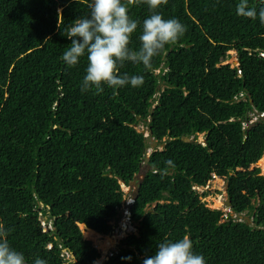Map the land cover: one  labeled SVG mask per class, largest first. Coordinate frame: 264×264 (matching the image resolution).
I'll use <instances>...</instances> for the list:
<instances>
[{
	"label": "trees",
	"instance_id": "trees-1",
	"mask_svg": "<svg viewBox=\"0 0 264 264\" xmlns=\"http://www.w3.org/2000/svg\"><path fill=\"white\" fill-rule=\"evenodd\" d=\"M88 2L0 0V223L12 229L9 244L27 264H95L100 254L79 226L87 238L111 235L121 184L148 166L129 211L136 234L103 264H143L159 243L184 236L206 264H264V24L239 17L235 0H168L158 11L185 34L151 68L121 69L141 75L139 87L96 95L80 90L86 57L71 68L61 59L71 44L63 30ZM129 15L142 22L149 11L131 6ZM229 52L237 66L226 64ZM214 179L227 185L225 213L200 202L209 192L197 189Z\"/></svg>",
	"mask_w": 264,
	"mask_h": 264
},
{
	"label": "clouds",
	"instance_id": "clouds-1",
	"mask_svg": "<svg viewBox=\"0 0 264 264\" xmlns=\"http://www.w3.org/2000/svg\"><path fill=\"white\" fill-rule=\"evenodd\" d=\"M167 4L168 0H89L88 14L74 19L62 34L71 40L61 57L69 68L86 57L81 92L94 90V94L99 95L105 86L110 89L125 86L135 88L143 83L141 75L121 73V69L128 63L142 66L144 70L151 68L154 58L166 46L175 45L186 32L185 25L178 19L165 18L158 11ZM140 5H146L149 11L142 22L129 15L131 6ZM234 10L241 18L258 19L264 24V0H256V3L252 0H235ZM138 29V46L134 48L131 46L132 37ZM166 164L174 166L171 160ZM133 202L131 193L121 207L125 209L124 216L128 222L130 210L127 208ZM11 231V228L0 223V264H27L25 255L8 242ZM33 264H47V261L37 257ZM143 264H206V261L203 255L193 251L191 239L184 236L159 243L155 254L145 258Z\"/></svg>",
	"mask_w": 264,
	"mask_h": 264
},
{
	"label": "rangeland",
	"instance_id": "rangeland-1",
	"mask_svg": "<svg viewBox=\"0 0 264 264\" xmlns=\"http://www.w3.org/2000/svg\"><path fill=\"white\" fill-rule=\"evenodd\" d=\"M229 56L230 57L227 59L226 64H230L232 67L236 66L237 60H236L235 52H229ZM251 119H252L251 121H255L254 117H252ZM137 130L138 132L143 133L144 136H147L144 126L137 127ZM202 141L203 139L202 136L200 135L198 137V142H202ZM150 152L151 150H148L146 156H148ZM262 159H264V154L259 161L261 167L260 175L264 177V172L262 171ZM120 187H121V191L125 196V199L126 200L129 199L132 190L122 184ZM197 191L199 194H201L204 191L209 192V195L206 198L200 199V202L204 203L208 209L218 210L224 213L227 212V209H229L230 206L229 207L226 206L227 195L225 193L226 185L224 182L218 179H214L213 181L208 183L206 188L204 189L199 188L197 189ZM124 210H125L124 208L120 210L119 220L116 223L115 222L112 223L113 225H115L114 231L111 233V235L106 236L107 237L106 239L104 238L97 239L91 237L87 238L88 236L84 234L86 230L83 229V226H79L80 230L82 231V239L88 241L91 244V246L94 249H96V251L100 254V258L97 260L95 264H103L111 255L117 252L118 246L123 239H125L127 236L131 234H136V230L134 226H132L130 222H128L127 218L124 216ZM44 228L48 229L49 226L47 228L46 227ZM105 243H107V246L105 245ZM103 250L105 251L103 252Z\"/></svg>",
	"mask_w": 264,
	"mask_h": 264
},
{
	"label": "water",
	"instance_id": "water-1",
	"mask_svg": "<svg viewBox=\"0 0 264 264\" xmlns=\"http://www.w3.org/2000/svg\"><path fill=\"white\" fill-rule=\"evenodd\" d=\"M156 147V144L153 143L151 144V148L152 149H155ZM256 166V165H254ZM149 171V167L148 166H144V167H141L138 171V173L136 174V176L133 177L132 181L129 183V188L132 189V198L133 200L136 198L137 194H138V191H139V188L144 180V177H145V174ZM227 187V185H226ZM226 206L229 207L230 206V203L229 201L227 200L226 202ZM128 210H130V206H128L127 208ZM83 229L84 230H89L87 229L85 226H83Z\"/></svg>",
	"mask_w": 264,
	"mask_h": 264
},
{
	"label": "bare ground",
	"instance_id": "bare-ground-1",
	"mask_svg": "<svg viewBox=\"0 0 264 264\" xmlns=\"http://www.w3.org/2000/svg\"><path fill=\"white\" fill-rule=\"evenodd\" d=\"M258 164L260 165V162ZM262 171L264 172V159H262Z\"/></svg>",
	"mask_w": 264,
	"mask_h": 264
}]
</instances>
